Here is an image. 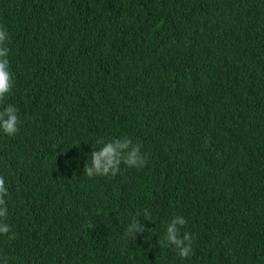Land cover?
<instances>
[{"label": "trees", "instance_id": "16d2710c", "mask_svg": "<svg viewBox=\"0 0 264 264\" xmlns=\"http://www.w3.org/2000/svg\"><path fill=\"white\" fill-rule=\"evenodd\" d=\"M0 264H264V0H0Z\"/></svg>", "mask_w": 264, "mask_h": 264}, {"label": "rangeland", "instance_id": "374dc122", "mask_svg": "<svg viewBox=\"0 0 264 264\" xmlns=\"http://www.w3.org/2000/svg\"><path fill=\"white\" fill-rule=\"evenodd\" d=\"M69 29H71V28H69Z\"/></svg>", "mask_w": 264, "mask_h": 264}]
</instances>
